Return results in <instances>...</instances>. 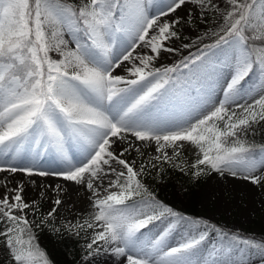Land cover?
<instances>
[{
	"label": "snow or ice",
	"instance_id": "obj_1",
	"mask_svg": "<svg viewBox=\"0 0 264 264\" xmlns=\"http://www.w3.org/2000/svg\"><path fill=\"white\" fill-rule=\"evenodd\" d=\"M193 13L204 22L216 15V39L178 65L154 67L162 52L178 51L169 42L180 39L182 22L191 26ZM262 37L264 0H0V173L6 174L0 176V264H50L32 229L51 225L63 200H52L34 225L28 212L39 207L24 189L37 184L35 177L53 176L90 193L89 219L64 225L74 235L92 230L81 264H96L101 254L112 264H264V242L207 221H191L196 232L170 244L176 224L189 221L157 203L142 183L146 165L125 158L154 143L160 153L154 159L164 163L191 151L195 177L216 173L264 188V145L241 138L264 122V41L249 43ZM224 44L234 52L233 74L223 99L213 102L218 73L207 53ZM182 68L189 76L174 79ZM117 69L126 75L114 74ZM253 73L258 95L255 86L244 87ZM245 97L251 102H238ZM46 154H54L59 168L38 167ZM17 173L27 181H16ZM55 190L65 189L57 184ZM165 217L175 219L159 233L143 231ZM209 232L220 241L205 256L201 245Z\"/></svg>",
	"mask_w": 264,
	"mask_h": 264
},
{
	"label": "rangeland",
	"instance_id": "obj_2",
	"mask_svg": "<svg viewBox=\"0 0 264 264\" xmlns=\"http://www.w3.org/2000/svg\"><path fill=\"white\" fill-rule=\"evenodd\" d=\"M69 1L71 3H79V0ZM148 7L150 13L155 11L153 5H149ZM192 7L193 5H188L189 9ZM180 14L183 15L184 13L181 11ZM191 19V26H184L182 22L181 26L178 28V31L180 32V39L176 40L175 43L169 42V45L178 49V51L162 52L159 59L153 61L154 67L163 69L164 67L178 65L185 57H188L190 54H195L198 47L202 48L204 44H211L216 39V37L211 35L212 31H218L215 27L218 23L216 15L209 13L207 22H204L203 18L196 19V15L193 13ZM198 37H204L202 43L198 41ZM65 39H69V37L65 35ZM185 44L189 45V47L185 48ZM69 46L71 47V45ZM222 49L223 51L221 49H213L207 53V55L212 59L218 73V83L215 85L214 94L212 96L213 102L223 99L222 89L233 74V61L231 57L234 55V52L228 44L222 45ZM225 52L227 53V57H225ZM49 55L53 59H59V55L55 51L50 52ZM119 72L114 74H119ZM122 75H126V73L123 71ZM173 75L174 79L176 76H179L180 79L183 80L189 76V69L182 68L179 73ZM254 86V94L258 95L260 92L258 78L256 82L248 80L244 82V87L246 89H253ZM238 102H251V98L245 97L244 100H240ZM231 108L234 111H239L235 104H233ZM244 137L245 134H242L241 138L243 140ZM231 142L232 138L228 140L229 144ZM133 143L137 145L140 144V142H136L134 140ZM154 147V143L144 144L141 145L140 153L133 151L125 156V158L130 161L135 160L137 165L144 164L147 166L141 179L142 183H144L148 189H153L155 187L156 179L161 176V166L164 163L154 159L155 156L160 155V153H156L154 151ZM167 151L171 155L172 150L168 149ZM48 157L49 154H46L42 155L41 158ZM53 160H55V156L48 158L47 161L41 159L38 167H41L44 170L59 168V162L57 161V163L53 164ZM194 160L195 157L191 151L187 153L182 151L181 155L174 158L171 162L172 165L177 166L180 170L183 168L182 175L179 177V183L183 188H185V184L192 176L190 165L194 162ZM2 162L3 161L0 160V163ZM152 164H156V167L153 168L151 166ZM113 166L117 168L120 167L118 165ZM9 179H11V177H9ZM15 179L16 181H27V177H24L21 173L15 174ZM34 179H36L37 184H27L24 189L27 194V199L35 200L39 207V211L36 213H32L31 211L28 212V218L34 225H39L40 220L53 207L51 201L56 198H61L63 203L59 207L56 219L52 223L53 227L62 229L64 228V225L68 223L76 224L89 219V216L93 211L89 203L90 193L83 186H81L80 189H74L70 186L69 182H59L53 177H35ZM104 183L106 184L107 180H105ZM57 184L61 185L65 189L59 195L55 190V186ZM38 185L42 186L38 187ZM2 191V188H0V192ZM41 192L45 193L42 198L40 196ZM157 203L169 207L162 202ZM200 203L202 211V216L200 218H193L179 213L181 216L186 217L189 222L186 223L185 221H180L176 224L175 231L172 233V237L169 240L170 244L175 245L189 232H192L193 234L196 232V227L194 224L190 223L191 221H207L211 225H215L214 221H220L223 225L236 230L249 229L253 232L264 231V188L253 186L249 182L241 179H235L230 176L225 178L216 173H211L210 175H204L203 193ZM174 219L175 218L173 217L162 218L161 220L154 222L153 225H150L149 230L143 231H145L147 235H155L162 231L170 220ZM82 230L85 232V240L82 242L80 246L81 248L73 264H81L80 258L86 253L85 245L88 242V236L92 231L91 229H88L87 232L84 229ZM219 237L220 236L217 233L209 232L208 238L201 245L202 255L206 256L212 251L213 246L219 244ZM253 240L257 242H264L257 238ZM2 247L3 244L0 243V248ZM103 256L104 254H101V256L97 257L96 262ZM234 259L240 260L241 257L234 254ZM50 264L52 263L50 262ZM252 264H258V261H253Z\"/></svg>",
	"mask_w": 264,
	"mask_h": 264
},
{
	"label": "trees",
	"instance_id": "obj_3",
	"mask_svg": "<svg viewBox=\"0 0 264 264\" xmlns=\"http://www.w3.org/2000/svg\"><path fill=\"white\" fill-rule=\"evenodd\" d=\"M68 2L71 3L69 0ZM219 2L223 5V0H219ZM246 35H252V33H246ZM262 41H264V37L261 38V41L250 40L249 43L253 47H258ZM257 78V73H253L247 80L256 82ZM244 140H247L249 145L256 147L264 145V122L253 124L247 130ZM161 170V176L156 179L155 187L153 189L147 188L156 201L166 204L175 212L193 218H200L202 216L200 201L203 193L204 175L199 177L192 175L185 184V188H183L179 183L182 170L171 163H163ZM142 198L141 196L134 197L135 200H141ZM214 223L216 227L224 232L238 234L241 238H257L264 241V231L236 230L223 225L220 221H214ZM52 229V224L33 228L35 243L45 252L52 264H73L81 248L80 246L85 240V232L81 229L79 235H74L65 231L64 228L59 229V231H53Z\"/></svg>",
	"mask_w": 264,
	"mask_h": 264
},
{
	"label": "bare ground",
	"instance_id": "obj_4",
	"mask_svg": "<svg viewBox=\"0 0 264 264\" xmlns=\"http://www.w3.org/2000/svg\"><path fill=\"white\" fill-rule=\"evenodd\" d=\"M136 51L137 52H146L147 49L137 48ZM121 70L122 69H117L115 73H118ZM122 73H123V70L121 72H119V75H122ZM52 156H54V154H49L48 158H50ZM48 158H41V159L47 161ZM55 159H56V157H55ZM4 175H6V174L5 173H0V176H4ZM53 178L56 181L58 180L59 182H66V181H63L61 178H58V177H54L53 176ZM69 183H70V186L73 187L74 189H80L81 188V186L74 185L71 182H69ZM96 264H112V258L110 257V255H104L102 258L99 259V261L96 262Z\"/></svg>",
	"mask_w": 264,
	"mask_h": 264
}]
</instances>
